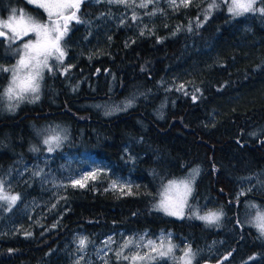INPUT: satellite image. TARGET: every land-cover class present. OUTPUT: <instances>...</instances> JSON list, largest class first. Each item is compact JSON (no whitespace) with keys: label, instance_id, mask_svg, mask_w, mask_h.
<instances>
[{"label":"trees","instance_id":"1","mask_svg":"<svg viewBox=\"0 0 264 264\" xmlns=\"http://www.w3.org/2000/svg\"><path fill=\"white\" fill-rule=\"evenodd\" d=\"M210 2L156 15L150 34L139 33L132 19L102 26L121 6L80 4L67 39L71 68L45 73L33 104L12 113L0 105V181L19 161L46 153L43 134L59 126L64 139L52 154L54 167L63 152L88 153L137 187L129 194L105 182L63 188L47 218L21 217L23 231L0 236V264H72L78 237L90 248L110 235L160 231L193 249L223 241L224 264H264V238L245 224L249 205L263 206L264 194L238 196L243 180L264 178V0L239 16L221 1L209 10ZM18 9L45 17L25 0H0L1 17ZM11 49L0 39V88ZM194 167L190 204L218 208L216 225L154 209L161 185ZM10 192L20 204L49 194L35 181L16 182ZM109 264L130 263L112 256Z\"/></svg>","mask_w":264,"mask_h":264},{"label":"rangeland","instance_id":"2","mask_svg":"<svg viewBox=\"0 0 264 264\" xmlns=\"http://www.w3.org/2000/svg\"><path fill=\"white\" fill-rule=\"evenodd\" d=\"M31 6L36 7L43 11L45 17H35L31 14L18 9L11 14L1 17L0 22H8L13 18L15 14V19L20 18V14L23 13L24 17L31 18L36 23L40 24H50L48 12L38 6V3L46 2V0H37V2L30 3L29 0H25ZM88 0H80V4ZM94 2H106L108 4L121 6L124 11L120 14L110 17L108 19H103L102 26L105 27H118L124 23H127L129 19H132L136 25L134 28L138 29L141 34H150L152 32L153 19L156 15L164 16L166 13H177L181 9L188 8L192 5L193 2H201L202 0H190L187 6H184L181 0H176L175 5L170 2V0H126L125 3H116L113 0H92ZM216 1H221L226 3V8L231 4V0H211L209 5L215 3ZM258 0H255V3ZM147 4V7H140V4ZM79 4V8H80ZM208 5V7H209ZM255 5V4H254ZM79 10V9H78ZM76 9H68L65 12V15H70L71 12L75 11L76 18L68 21L67 30L60 41V47L64 55L61 59L56 57L58 53H53L47 59V67H41L40 77L37 79L39 85L38 91L27 92L23 95L22 99H17L15 95L9 100L8 96L5 94L6 90L10 86L13 79V71L17 67V62L21 56L24 54L23 45L29 41H34L36 39L35 33L29 32L28 35H23L21 37H15L13 34L6 28H0V31L6 33L5 36H0V39L9 45L12 46L11 55L13 56V62L5 69L7 77L1 85L0 88V105L1 107L12 113L18 106L29 103L33 104L40 97V84L43 75L52 70H59L62 74L66 69L71 68L73 57L69 56L70 45L67 43L69 34L71 33L73 27L78 23ZM229 12V11H228ZM251 12V11H250ZM230 13V12H229ZM244 13V14H248ZM232 14V13H231ZM243 14V15H244ZM135 17V18H134ZM52 19H56L55 16ZM63 24V20L60 21ZM80 54L78 53L77 56ZM65 67V68H64ZM27 70H22L19 74L23 75ZM1 73V71H0ZM38 97V98H37ZM52 135H59L61 137L60 143L64 139L63 132L59 126H53L49 128L42 138V142ZM45 144V143H44ZM45 152L42 156H34L30 161L21 160L18 162V166L12 172H9L7 176L0 182L3 183V192L9 196H17V194L11 193L16 184V182L25 183L27 181H35L38 185L45 188L49 192L48 196L45 199L32 198L27 202L20 204V199H18L14 204H10L8 201L0 200V203L3 204L2 210H0V236H11L17 234L24 230V225L22 224L21 217H27V219L42 221L44 218H47L50 215L51 210L56 207L58 200L62 198L61 191L63 188L77 187L85 188L89 184L96 183H106L107 189L115 191L116 193L129 194L133 192V189L137 187L134 180H132L128 175L121 176L114 172L113 166L109 163L101 160H97L92 155L88 153H81L77 156H70L66 152H63L59 158L58 166L54 167L52 165V154L59 147H54V151H48V145H46ZM198 169L194 167L190 169L185 176L177 179H170L163 183L157 193V200L155 202L154 209L164 213L165 215L175 218L183 219L187 213L190 217L199 221L205 225V221L198 219L197 216H205L209 213H221V211L209 205L199 206L197 204H190V199L193 193L194 182L198 174H194L193 170ZM199 173V171H198ZM75 181H80L84 186L80 187L79 185L73 186ZM188 182L191 188V192L186 197V202L182 205V215H168L163 210H158V206L161 203L162 199H166L170 209L177 212L181 211V199H183V185L181 182ZM175 182V185L169 189V185ZM166 190H168L166 192ZM255 192L257 194H264V178L259 180L257 177L247 178L242 181L238 189V196H241L246 193ZM247 215L249 219L245 221V224L251 226L255 231L261 236L257 227L255 226V217L258 212L264 213V205L260 206L252 203L249 205ZM10 209V210H9ZM222 219H220L211 225L218 224ZM264 238V236H261ZM84 237H78L74 243V249L72 256V264H92L96 261H99L100 264H109L112 256H117L118 258L128 257L126 259L130 264H184L183 257L184 253L189 249L194 253V258L192 259V264H197L198 262L203 261L202 257H206V260L203 264L209 262L216 263L220 258L228 255L224 251V243L221 240H211L205 246L199 247L198 249H193L190 243L183 238H176V236L169 231H160L154 236L148 235L146 232L143 233H133V234H119L118 237L110 235L107 238L103 239L96 245H92L88 248V241L86 240V247L83 250H80L79 241ZM151 242V243H149ZM171 247V252L168 251ZM155 249V250H153ZM163 251L166 255L161 256L160 252ZM119 253V255H118ZM133 256L142 257L136 260H132ZM213 258V259H212ZM216 258V260H214Z\"/></svg>","mask_w":264,"mask_h":264},{"label":"snow or ice","instance_id":"3","mask_svg":"<svg viewBox=\"0 0 264 264\" xmlns=\"http://www.w3.org/2000/svg\"><path fill=\"white\" fill-rule=\"evenodd\" d=\"M30 3L37 2V0H29ZM116 3H125L126 0H113ZM172 4L175 5L176 0H170ZM184 6L190 2V0H181ZM80 0H46V2L38 3L39 7L44 8L49 15L50 24H40L36 23L31 18H25L24 14H20V18L15 19V14L8 22H0V28L8 29L13 36L21 37L23 35H28L29 32L35 33L36 39L34 41H29L23 45L24 54L20 57L17 62V67L13 71V79L6 90L5 94L8 96L9 100L15 95L17 99H22L23 95L27 92H37L39 85L37 79L40 77L41 67H47V59L53 53H58L57 59H61L64 55L60 47V41L63 38L66 30L68 21L76 18L75 11L71 12L70 15H65L68 9H79ZM255 0H231V4L228 11L234 16L243 15L244 13L254 11ZM140 7H147V4H140ZM215 3L209 5V10L215 7ZM261 14H264V9H260ZM55 16L56 19H52ZM135 18V17H134ZM63 20V24L60 21ZM4 31H0V36H5ZM8 71V69H3ZM22 70H27L23 75L19 73ZM38 98V97H37ZM61 137L59 135L49 136L44 140V143L48 145V151H54L53 145L59 147ZM198 169H194V174H198ZM183 185V199H181V211L177 212L170 209L166 199H162L158 210H163L168 215H182V205L186 202L187 195L191 192V188L188 182H181ZM79 185L83 187L84 185L80 181H75L73 186ZM175 185V182L169 185L171 189ZM168 190H166L167 192ZM19 199V196H9L3 192V183L0 182V200L8 201L10 204H14ZM10 210V209H9ZM223 213H209L205 216H197L198 219L205 221L207 224L216 223ZM255 226L260 232L261 236H264V213L258 212L255 217ZM86 240L81 239L79 241L80 250L86 247ZM151 243V242H149ZM155 250V249H153ZM171 252V247L168 249ZM119 255V253H118ZM161 256L166 255L165 252H160ZM138 258L133 256L131 259L136 260ZM194 258V253H192L191 248L184 253L183 261L184 264H192V259ZM128 259V257H125Z\"/></svg>","mask_w":264,"mask_h":264},{"label":"water","instance_id":"4","mask_svg":"<svg viewBox=\"0 0 264 264\" xmlns=\"http://www.w3.org/2000/svg\"><path fill=\"white\" fill-rule=\"evenodd\" d=\"M229 259V256L226 255L224 256L220 261H218L216 264H223L224 262H226Z\"/></svg>","mask_w":264,"mask_h":264},{"label":"flooded vegetation","instance_id":"5","mask_svg":"<svg viewBox=\"0 0 264 264\" xmlns=\"http://www.w3.org/2000/svg\"><path fill=\"white\" fill-rule=\"evenodd\" d=\"M220 260H221V258H220L218 261H220ZM218 261H217V262H218ZM217 262H216V263H217ZM216 263H211V262H209V263H207V264H216ZM223 264H224V263H223Z\"/></svg>","mask_w":264,"mask_h":264}]
</instances>
